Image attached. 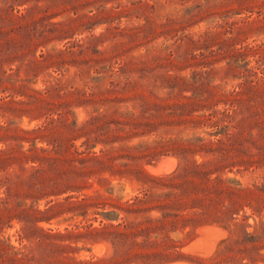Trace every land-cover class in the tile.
<instances>
[{"label": "rangeland", "instance_id": "rangeland-1", "mask_svg": "<svg viewBox=\"0 0 264 264\" xmlns=\"http://www.w3.org/2000/svg\"><path fill=\"white\" fill-rule=\"evenodd\" d=\"M17 1L0 0V251L37 248L42 231H52L65 235L47 241L65 262L130 264L114 256L103 214L137 219L118 209L135 197L143 200L142 209L169 205L162 195L172 182L155 180L180 164L166 153L175 151L167 141L217 139L199 134L211 131L205 127L179 134L184 126H161L154 135L115 143L92 173L73 175L78 152L85 151L82 129L90 128L101 100L111 95L110 83L130 80L137 87L114 104L120 111L136 108L138 117V98L173 102L170 85L177 84L179 100L196 102L216 119L232 116L233 141L222 145L230 154L221 177L234 183L219 185L222 222L198 229L190 242L171 235L182 243L174 242L178 248L169 259L175 261L163 264H264V0ZM92 87L98 88L93 94ZM160 139L164 143H155ZM211 230L219 233L212 248ZM133 240L126 256L145 249L129 244Z\"/></svg>", "mask_w": 264, "mask_h": 264}, {"label": "trees", "instance_id": "trees-1", "mask_svg": "<svg viewBox=\"0 0 264 264\" xmlns=\"http://www.w3.org/2000/svg\"><path fill=\"white\" fill-rule=\"evenodd\" d=\"M11 1L12 6L18 2L17 0ZM199 39H201V36ZM121 69L123 70V66ZM170 86L172 87L170 96H174L176 98L175 101L161 104L158 102L151 103L145 99L138 98L140 113L137 117L136 108L131 112H123L114 106V104L120 103L122 98L128 99L130 95L126 93H130L132 87L136 88L137 83L130 80L124 83L112 81L110 88L106 90V93L111 95L101 100L104 104L100 105L101 109L99 112L98 109L95 110L96 113L98 112L97 116H94L88 122L90 125L89 129L86 126L82 129V132L85 131V133L80 137L86 138V141L82 146L85 147V151L78 152L80 157L76 162L79 168L73 172V175L78 176H83L89 172L92 173L93 170L90 169H93V167L97 169L104 162L103 156L110 157L109 152L115 150V143L130 142L135 138L154 135L160 131L161 126L173 128L184 126L183 130L177 132L179 134L186 133V131H193L194 133L196 130L205 127L211 131H202L199 134L203 133L217 138L216 143L211 141L210 143H203L205 142V138L202 136L189 139L176 138L167 141L169 142L168 144L175 148V151L166 153L175 155L179 159L180 164L173 173L155 178V180L172 182L169 185H164L170 191L162 195L164 198L171 199L169 205H161L158 208L151 206L142 209L140 204L143 203V200L135 197V199H132L131 204L119 206L118 209L120 212L123 211L128 215H138L137 219L129 220L116 212L103 214L105 220L109 222L104 228V234L107 241L111 243L114 256L123 258L125 262L128 261L127 263L130 264L134 259L144 260L143 264H150L149 261L151 259L158 257H161V260L154 264L175 261L174 259H169L173 254H171V250L178 248V246H175L177 243L174 242L177 240L174 238L182 235L185 237L184 242H190L195 239L198 229L207 225L221 223V210H219L218 206V197L222 192L219 185L223 182L234 183V180L231 178L223 180L221 177L230 154V150L226 149V147L223 148V146L233 141V136L230 133L233 127L230 124L232 116L226 114L220 120L216 119V114L210 113L207 115L203 113L202 108L197 106L196 102L188 103L187 101L179 100V97L182 98V90L174 95L177 84ZM56 87H49L45 90V93L50 94ZM96 89L98 88H91L92 94ZM82 92L86 94V92ZM84 98L88 99V96L84 95ZM199 112L202 113L196 115ZM113 114H118V119L114 118ZM108 115H110V118ZM164 115L168 116V120L159 123L150 121L152 117ZM135 117L138 119L137 121L130 120L135 119ZM221 122L224 124H221ZM163 141L165 140L160 139L155 143L162 144L164 143ZM99 145L102 147L100 151L96 152L95 150ZM119 148L123 149L124 147ZM197 156H201V162L196 160ZM108 191H113V189L110 188ZM144 195L145 198L151 199V190L147 189ZM155 212H158L159 215L154 216ZM113 221L120 222L118 225H115L112 223ZM30 232L31 227L29 221L26 220L22 233H25L27 236ZM171 235L175 237L172 238ZM64 237L65 235L59 232L42 231L39 242L36 244L37 248L32 247V244L29 246L21 245V247L4 246L0 251V259H3L0 260V264L6 262H10V264H78L72 262V259H70V262H65L57 257L59 247L47 243V241H55ZM131 237L134 240L129 244L132 246L142 245L145 248L143 251L134 254L133 257L131 255L126 256L123 252L128 246V241ZM139 238H143L141 243L137 241ZM250 238L254 239V236H250ZM177 242L179 244L182 243L180 241ZM167 245L168 248L166 247ZM219 253L220 250L217 255ZM103 259L83 263L105 264V260Z\"/></svg>", "mask_w": 264, "mask_h": 264}, {"label": "bare ground", "instance_id": "bare-ground-1", "mask_svg": "<svg viewBox=\"0 0 264 264\" xmlns=\"http://www.w3.org/2000/svg\"><path fill=\"white\" fill-rule=\"evenodd\" d=\"M209 230H210V228H209ZM207 231H208V229H207ZM217 233H218V231H217ZM205 234V233H204ZM207 234L209 235V237H210V244H208V246H214V243L216 242V240H217V238H218V234H216V232H214L213 230H211V231H209V233L207 232ZM221 234H222V232H221ZM223 235V234H222ZM208 238V237H207ZM209 239V238H208ZM206 240V239H205ZM208 243V242H207ZM212 248V247H211ZM214 248V247H213Z\"/></svg>", "mask_w": 264, "mask_h": 264}]
</instances>
